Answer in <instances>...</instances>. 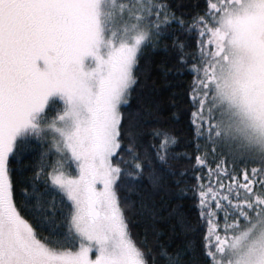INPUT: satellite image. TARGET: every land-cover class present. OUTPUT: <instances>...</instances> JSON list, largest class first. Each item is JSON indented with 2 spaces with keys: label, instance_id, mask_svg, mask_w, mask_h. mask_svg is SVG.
<instances>
[{
  "label": "snow or ice",
  "instance_id": "obj_1",
  "mask_svg": "<svg viewBox=\"0 0 264 264\" xmlns=\"http://www.w3.org/2000/svg\"><path fill=\"white\" fill-rule=\"evenodd\" d=\"M156 46L188 77L184 145ZM0 264H264V0H0Z\"/></svg>",
  "mask_w": 264,
  "mask_h": 264
},
{
  "label": "trees",
  "instance_id": "obj_2",
  "mask_svg": "<svg viewBox=\"0 0 264 264\" xmlns=\"http://www.w3.org/2000/svg\"><path fill=\"white\" fill-rule=\"evenodd\" d=\"M172 3L177 8V13H194L196 6L203 3V0H172ZM187 19L188 17H184ZM170 50H165L160 46L150 47L146 49L144 59L141 61L142 68L147 65L148 74L147 79L153 85L152 97L158 105L159 120L165 124L175 135L179 138L180 144L184 145L193 136V128L190 121L193 119L191 116V109L189 108L188 101L185 98L184 90L188 82L186 76L169 75L165 77L164 72L161 70L165 65L171 64ZM143 82V81H142ZM140 99L139 88L133 93V103ZM221 118V117H220ZM157 206L175 204L176 200L169 201L167 197L161 199V194L156 197ZM185 203H190L186 201ZM164 213H161L163 216ZM171 221H161L158 227L167 230L168 224ZM144 224L137 221L132 226L134 234H142ZM199 233L197 232V237Z\"/></svg>",
  "mask_w": 264,
  "mask_h": 264
},
{
  "label": "rangeland",
  "instance_id": "obj_3",
  "mask_svg": "<svg viewBox=\"0 0 264 264\" xmlns=\"http://www.w3.org/2000/svg\"><path fill=\"white\" fill-rule=\"evenodd\" d=\"M236 109L229 108L227 102H225L220 109V117L224 122V125L231 124L233 128H235L238 124L240 117L238 115H234Z\"/></svg>",
  "mask_w": 264,
  "mask_h": 264
}]
</instances>
